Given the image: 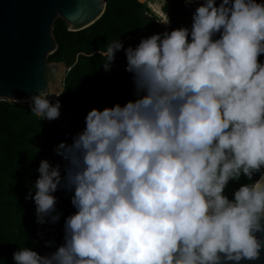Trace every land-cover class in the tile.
Listing matches in <instances>:
<instances>
[{"label": "clouds", "instance_id": "9594fccd", "mask_svg": "<svg viewBox=\"0 0 264 264\" xmlns=\"http://www.w3.org/2000/svg\"><path fill=\"white\" fill-rule=\"evenodd\" d=\"M158 22L170 21L164 11ZM136 98L92 108L71 144L44 159L26 198L38 223L59 220L58 188L76 211L47 255L20 247L15 264H240L264 250V3L203 0L189 27L118 38ZM63 91L54 93L59 96ZM43 91L28 98L39 119L60 115ZM259 178L253 181L254 174ZM249 182L225 194L230 181ZM34 189V195L31 190ZM259 234V235H257ZM49 243V242H46Z\"/></svg>", "mask_w": 264, "mask_h": 264}, {"label": "trees", "instance_id": "16d2710c", "mask_svg": "<svg viewBox=\"0 0 264 264\" xmlns=\"http://www.w3.org/2000/svg\"><path fill=\"white\" fill-rule=\"evenodd\" d=\"M104 1L105 12L87 28L70 31L63 20H57L54 26L57 49L49 61L64 62L70 68L58 99L59 118L66 127L37 118L28 103L0 101V264H15L13 252L20 247L47 255L63 244L65 218L76 211L71 203L73 193L58 188L53 193L56 197L53 214L58 213L59 220L51 222L46 217L45 223H38L35 202L26 198L40 175L38 166L44 159L53 166L59 163L63 177L66 161L54 149L61 141L72 143L73 137L85 127L87 112L116 103L124 105L136 98L132 74L126 71L124 50L116 51L107 71L102 65L105 58L99 52L103 53L118 38L124 48L135 47L141 38L154 33L182 26L190 28L192 14L199 5L185 4L184 0H163L162 11L170 21L163 26L149 13L145 0ZM258 2L264 3V0ZM258 59L264 62V54ZM258 178L257 173L252 179ZM248 182L243 176L239 181H230L225 194L231 198L236 188ZM34 192L32 189L31 195Z\"/></svg>", "mask_w": 264, "mask_h": 264}, {"label": "water", "instance_id": "95a60500", "mask_svg": "<svg viewBox=\"0 0 264 264\" xmlns=\"http://www.w3.org/2000/svg\"><path fill=\"white\" fill-rule=\"evenodd\" d=\"M105 8L104 0H0V101L26 103L43 91L52 94L53 103L58 100L62 93H54L64 90L70 68L49 61L57 49L56 21L63 20L70 31H81L95 23ZM240 264H264V250L258 260Z\"/></svg>", "mask_w": 264, "mask_h": 264}, {"label": "rangeland", "instance_id": "374dc122", "mask_svg": "<svg viewBox=\"0 0 264 264\" xmlns=\"http://www.w3.org/2000/svg\"><path fill=\"white\" fill-rule=\"evenodd\" d=\"M144 4H146L147 8L149 9V13L153 14L156 18H157V22L158 20L162 19V5H163V0H145L143 2ZM201 4V3H200ZM160 25L163 26H167L163 23L158 22ZM60 118H58L57 120H59ZM64 124V123H62Z\"/></svg>", "mask_w": 264, "mask_h": 264}, {"label": "built area", "instance_id": "2783aa9c", "mask_svg": "<svg viewBox=\"0 0 264 264\" xmlns=\"http://www.w3.org/2000/svg\"><path fill=\"white\" fill-rule=\"evenodd\" d=\"M38 118V117H37ZM59 118V117H58ZM58 118H56V119H53V120H47V123H50L51 121H54V122H57V123H59V125H60V127L61 128H64V127H66V125L65 124H62V122L60 121V119L59 120H57Z\"/></svg>", "mask_w": 264, "mask_h": 264}, {"label": "bare ground", "instance_id": "6f19581e", "mask_svg": "<svg viewBox=\"0 0 264 264\" xmlns=\"http://www.w3.org/2000/svg\"><path fill=\"white\" fill-rule=\"evenodd\" d=\"M187 2H192V3H200L203 2V0H186Z\"/></svg>", "mask_w": 264, "mask_h": 264}]
</instances>
